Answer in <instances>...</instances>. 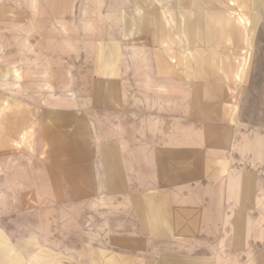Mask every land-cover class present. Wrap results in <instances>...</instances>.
<instances>
[{"label":"rangeland","instance_id":"374dc122","mask_svg":"<svg viewBox=\"0 0 264 264\" xmlns=\"http://www.w3.org/2000/svg\"><path fill=\"white\" fill-rule=\"evenodd\" d=\"M36 1L0 14V264H263L264 211L230 195L228 211L200 203L178 213L191 228L162 234L140 215L156 220L140 205L154 197L110 194L93 168L110 141L172 139L173 118L182 139L231 156L256 139L263 156L264 0ZM174 65L222 88L212 115L174 116ZM133 92L152 94L139 132Z\"/></svg>","mask_w":264,"mask_h":264},{"label":"crops","instance_id":"0c3cea01","mask_svg":"<svg viewBox=\"0 0 264 264\" xmlns=\"http://www.w3.org/2000/svg\"><path fill=\"white\" fill-rule=\"evenodd\" d=\"M60 1H56L54 5H61ZM38 2L37 0L35 5ZM27 9L33 14L37 7L32 5L31 0H0L2 15L11 12L15 16V14L26 12ZM63 10L65 9L61 7L56 13L60 14ZM137 51L143 50L137 48ZM172 69L175 74L165 75L164 78L173 84L172 98L180 103L174 109V116L212 115L211 103L216 96L222 94L220 92V90L223 91L222 88L213 87L212 78L209 79L197 73L181 75L180 66L176 67V65ZM9 72L12 73L13 79L17 80L21 76L19 69L15 67L9 69ZM19 85L13 83L12 89L18 88ZM149 95L152 94L133 92L127 95L136 102L141 100V103L127 109L128 114L132 113L131 115L136 116L134 122L126 125L130 132L143 131L141 117L149 115L147 110L149 103L145 102ZM180 101H184V111L181 110ZM16 104L20 106V102ZM199 105L200 107H197ZM173 119L172 139L110 141L107 146L119 150L114 151V156H110L106 163L102 161L107 165L106 167L93 168L95 175L96 171L99 175L101 172L108 171V179L115 180V191L110 194L154 197L147 201L139 200L141 206L147 205L150 209L149 204H151L153 210L158 212L156 220L150 221L142 214L140 215L143 222L156 223L155 227L160 229L162 234L166 227L171 228L174 234H179L180 229L182 231V228L193 226L192 223H180L178 213L181 210L193 211L202 204L205 212L228 211L230 195L236 197L233 210L264 211V207H261L264 205V155H261L260 141L252 140L251 145L247 146L252 151L248 150L247 154L244 153L241 142L238 141L236 154L231 156L228 148L224 150V145H218L219 147L213 151L211 142L206 146L186 136L182 139L180 124H178L180 120L178 119L177 123L175 118ZM0 130L3 129L0 128ZM2 172L3 169L0 168V174ZM146 223H140V227H146ZM259 260L263 262L264 257H259ZM253 264L258 263L254 261Z\"/></svg>","mask_w":264,"mask_h":264},{"label":"bare ground","instance_id":"6f19581e","mask_svg":"<svg viewBox=\"0 0 264 264\" xmlns=\"http://www.w3.org/2000/svg\"><path fill=\"white\" fill-rule=\"evenodd\" d=\"M55 7H54V10L57 12V11H59L60 10V8L62 7L61 5H54ZM61 6V7H60Z\"/></svg>","mask_w":264,"mask_h":264}]
</instances>
